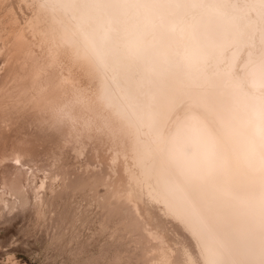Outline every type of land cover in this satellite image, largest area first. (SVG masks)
Returning <instances> with one entry per match:
<instances>
[{"label": "bare ground", "instance_id": "6f19581e", "mask_svg": "<svg viewBox=\"0 0 264 264\" xmlns=\"http://www.w3.org/2000/svg\"><path fill=\"white\" fill-rule=\"evenodd\" d=\"M36 5L44 50L16 39L10 56L25 59L0 106V127L25 139L12 160L40 151L56 163L94 128L127 144L203 264H264V0Z\"/></svg>", "mask_w": 264, "mask_h": 264}, {"label": "rangeland", "instance_id": "374dc122", "mask_svg": "<svg viewBox=\"0 0 264 264\" xmlns=\"http://www.w3.org/2000/svg\"><path fill=\"white\" fill-rule=\"evenodd\" d=\"M36 17V0H0L1 107L8 69L25 59L10 56L16 39L38 58L44 50ZM81 69L69 70L94 91L96 79ZM7 126L0 127V264H203L188 232L149 196L126 143L93 128L58 162L38 151L20 166L12 158L25 139Z\"/></svg>", "mask_w": 264, "mask_h": 264}, {"label": "snow or ice", "instance_id": "6c2138e0", "mask_svg": "<svg viewBox=\"0 0 264 264\" xmlns=\"http://www.w3.org/2000/svg\"><path fill=\"white\" fill-rule=\"evenodd\" d=\"M17 163H18V161H17Z\"/></svg>", "mask_w": 264, "mask_h": 264}]
</instances>
